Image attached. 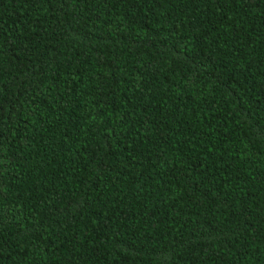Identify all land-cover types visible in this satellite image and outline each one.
I'll return each instance as SVG.
<instances>
[{
    "label": "trees",
    "instance_id": "1",
    "mask_svg": "<svg viewBox=\"0 0 264 264\" xmlns=\"http://www.w3.org/2000/svg\"><path fill=\"white\" fill-rule=\"evenodd\" d=\"M0 264H264V0H0Z\"/></svg>",
    "mask_w": 264,
    "mask_h": 264
}]
</instances>
